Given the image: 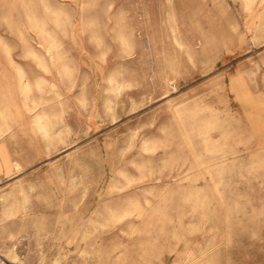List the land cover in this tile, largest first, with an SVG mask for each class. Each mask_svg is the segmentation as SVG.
<instances>
[{
    "label": "rangeland",
    "instance_id": "rangeland-1",
    "mask_svg": "<svg viewBox=\"0 0 264 264\" xmlns=\"http://www.w3.org/2000/svg\"><path fill=\"white\" fill-rule=\"evenodd\" d=\"M0 264H264V0H0Z\"/></svg>",
    "mask_w": 264,
    "mask_h": 264
}]
</instances>
